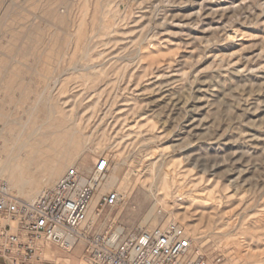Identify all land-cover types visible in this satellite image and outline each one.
I'll use <instances>...</instances> for the list:
<instances>
[{"label": "rangeland", "instance_id": "rangeland-1", "mask_svg": "<svg viewBox=\"0 0 264 264\" xmlns=\"http://www.w3.org/2000/svg\"><path fill=\"white\" fill-rule=\"evenodd\" d=\"M101 156L124 202L97 230L264 264V0H0V176L29 200Z\"/></svg>", "mask_w": 264, "mask_h": 264}, {"label": "built area", "instance_id": "built-area-1", "mask_svg": "<svg viewBox=\"0 0 264 264\" xmlns=\"http://www.w3.org/2000/svg\"><path fill=\"white\" fill-rule=\"evenodd\" d=\"M109 168L104 156L87 173L70 167L29 200L17 197L0 176V264H43V252L51 247L64 253L79 249L84 264H209L174 221L97 230L95 222L111 223L110 212L124 202L118 190H103Z\"/></svg>", "mask_w": 264, "mask_h": 264}, {"label": "bare ground", "instance_id": "bare-ground-1", "mask_svg": "<svg viewBox=\"0 0 264 264\" xmlns=\"http://www.w3.org/2000/svg\"><path fill=\"white\" fill-rule=\"evenodd\" d=\"M106 186H107V185H106ZM106 186L103 187V190H104V191H106V190L108 189ZM11 188H12V187H11ZM12 189H13V188H12ZM140 226H142V225H140ZM187 234H188V233H187ZM188 236H189V235H188ZM189 237H190V236H189ZM190 238H191V237H190Z\"/></svg>", "mask_w": 264, "mask_h": 264}]
</instances>
